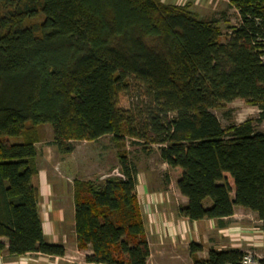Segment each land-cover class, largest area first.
<instances>
[{
	"label": "trees",
	"instance_id": "16d2710c",
	"mask_svg": "<svg viewBox=\"0 0 264 264\" xmlns=\"http://www.w3.org/2000/svg\"><path fill=\"white\" fill-rule=\"evenodd\" d=\"M239 17L224 42L211 19L161 0H0V254L63 257L45 241L32 183L39 127L59 154L111 136L156 145L177 169L178 208L224 228L240 208L264 224V0H228ZM131 85L141 104L122 109ZM234 100L256 121L222 128L212 109ZM15 140L16 142H10ZM120 176L72 182L74 234L88 264H147L137 174L117 150ZM5 239L7 245L2 241ZM192 264H236L239 250L203 251ZM264 264V260H259Z\"/></svg>",
	"mask_w": 264,
	"mask_h": 264
},
{
	"label": "rangeland",
	"instance_id": "374dc122",
	"mask_svg": "<svg viewBox=\"0 0 264 264\" xmlns=\"http://www.w3.org/2000/svg\"><path fill=\"white\" fill-rule=\"evenodd\" d=\"M166 4L187 5L198 17L214 20L221 31L220 41L224 42L231 28L239 24L236 10L231 7L228 0H161ZM143 98L142 91L135 85H131L128 93L118 95V106L122 109H130L140 105ZM211 113L217 118L222 128L230 125H238L246 120L256 121L259 110L254 106L247 105L242 100H234L226 105L225 109H212ZM254 127L264 133V121L255 122ZM52 128L49 125L40 127L41 143L39 148H45L46 158H37L36 164L49 179L53 191L50 205L64 207L65 220L62 223L65 229L58 232L61 240H66L70 245L69 254L77 255L73 230L70 224L73 221L72 206V182L76 179L95 180L113 175L118 171L117 150L124 151L129 161L134 164L140 182H143L151 193H162L163 199L171 203L169 209L180 205V196L175 187L177 169L162 167L158 157L156 145H143L139 141L125 137L119 141L120 145L113 142L111 136H105L95 142H72L73 151L69 155H57L54 148H46L52 141ZM16 142V141H13ZM168 172L169 181L165 183V174ZM180 175V174H179ZM52 181V182H51ZM169 206V205H168ZM241 210V209H240ZM73 211V210H72ZM229 227L219 232L216 227L206 226L201 232L203 252L198 254L204 258L210 249L239 250L243 254L248 252L259 260H264V224L257 217L246 210L237 212L228 220ZM52 233V232H49ZM54 234V236H56ZM174 251L173 249H168ZM174 253V252H173ZM177 256L169 254L164 259V264H191L181 249H177ZM170 259V260H169ZM155 259L150 258L149 264H155ZM154 261V262H153Z\"/></svg>",
	"mask_w": 264,
	"mask_h": 264
},
{
	"label": "crops",
	"instance_id": "0c3cea01",
	"mask_svg": "<svg viewBox=\"0 0 264 264\" xmlns=\"http://www.w3.org/2000/svg\"><path fill=\"white\" fill-rule=\"evenodd\" d=\"M38 133H39L40 142L34 145L36 150L34 165L36 167L37 174L35 177H33L32 183L38 188L37 206L39 211V217L42 223L45 241L49 244L62 245L65 249V254L63 257H48L34 253L26 254L23 256H11L4 252L0 254V264H88L85 262V257L91 254L90 248H87L84 251H80L76 247L77 255L71 256L69 254L70 245L66 243V240H61V238L59 239L60 235L58 233L57 234L53 233L54 231L58 232L65 229V226L62 223V221L64 222L65 220L64 207L62 208L60 205L58 206L50 205V199L53 197L55 192L53 191L54 190L53 186H51L49 179L46 176L47 174L45 175L43 171H41L38 165L36 164L37 158L40 159L46 158L45 148L44 147L39 148V145L41 143L40 127L38 129ZM13 141L15 140H11L10 142ZM47 146L48 147L46 148L52 147L57 152V155L59 154L53 145L49 143ZM160 164L163 165L162 167H165L164 169L166 170L169 168L163 162H160ZM116 166L118 168V164H116ZM138 177L139 176L137 173L135 176V192H136L140 215L143 222L146 240L148 242V247H149V258L147 260V264H149L151 257L155 259L154 260L155 264H164V259L166 255L169 254L172 257L177 256L176 254L177 249L179 250L181 249V251L184 252L186 257L190 259L192 264L188 247L190 243H195L202 246L203 241L201 238V232L203 231V228L206 226H209L211 228L216 227V229L219 230V232H221L227 230V228L229 227L230 223H228L227 226L224 228H219L217 226L216 221L214 220L203 219L197 222H190L187 219L180 217L178 215L177 213L178 208L185 205L187 202L186 198L180 195L176 187L177 181L180 177L179 174H176V178L174 182L178 195L180 196L181 200H180V205L179 204L175 205L174 209L173 208L169 209L171 203H169L168 200L163 199L162 193L160 192L151 193L147 189V187L144 184H142L143 182H140ZM104 178H99L98 180H102ZM168 181L169 178L167 172L165 174V183H167ZM241 210L240 208H235L234 215L237 212H240ZM70 211L73 212V218H72L73 221H71L70 224L72 225L71 227L73 230L72 237L76 246V238L74 234L73 201ZM54 234L56 236H54ZM2 241L5 243V245H7V241L5 239H2ZM173 248L174 251L168 250ZM202 252L203 251H201L200 253ZM198 254H196V256L199 259L206 258V257L201 258L198 256Z\"/></svg>",
	"mask_w": 264,
	"mask_h": 264
},
{
	"label": "built area",
	"instance_id": "2783aa9c",
	"mask_svg": "<svg viewBox=\"0 0 264 264\" xmlns=\"http://www.w3.org/2000/svg\"><path fill=\"white\" fill-rule=\"evenodd\" d=\"M114 176H120L119 172L116 171ZM236 264H259V258L251 253H244L241 260Z\"/></svg>",
	"mask_w": 264,
	"mask_h": 264
}]
</instances>
